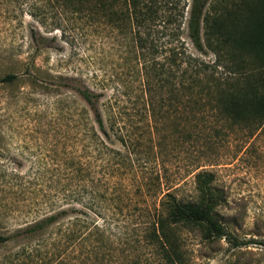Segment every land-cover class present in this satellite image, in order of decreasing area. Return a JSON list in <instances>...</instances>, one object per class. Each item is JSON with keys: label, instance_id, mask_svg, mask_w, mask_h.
I'll return each instance as SVG.
<instances>
[{"label": "trees", "instance_id": "trees-1", "mask_svg": "<svg viewBox=\"0 0 264 264\" xmlns=\"http://www.w3.org/2000/svg\"><path fill=\"white\" fill-rule=\"evenodd\" d=\"M19 1L47 31L61 27L60 20L47 22L55 11L100 22L124 38L133 33L143 87L160 95V110L173 112L177 138L264 129V0H193L188 17L186 0ZM185 20L199 54L183 37ZM208 52L212 59L204 57ZM154 54L162 57L156 61ZM31 70L39 76L41 68ZM16 78L10 73L2 80ZM68 80L57 84L87 106L71 137L77 145L57 174L14 175L18 223L0 232V244L37 237L62 264H193L181 230L197 228L204 240L227 234L218 212L225 194L213 173L199 170L196 196L178 197L179 175L160 159L159 129L126 122L123 107L109 104L104 111L102 93L80 78Z\"/></svg>", "mask_w": 264, "mask_h": 264}, {"label": "rangeland", "instance_id": "rangeland-1", "mask_svg": "<svg viewBox=\"0 0 264 264\" xmlns=\"http://www.w3.org/2000/svg\"><path fill=\"white\" fill-rule=\"evenodd\" d=\"M186 1L187 16L193 0ZM19 3L0 0V232L8 233L18 223L14 175L57 174L77 145L71 137L87 106L77 92L57 84L77 77L103 94L99 105L104 111L109 104L123 107L126 122L159 129L160 159L170 166V174L179 175L178 197L196 196L199 170L212 172L213 184L223 189L225 201L218 212L227 234L204 240L197 228L180 231L193 264H264V129L252 136L239 129L231 137L177 138L173 112H165L166 106L160 110V95L143 87L133 33L124 38L100 22L55 11L47 22L60 20L61 27L47 31ZM183 28L189 49L199 54L187 36L186 20ZM153 57L157 61L162 55ZM204 57L212 59L213 54ZM33 65L41 68L39 76L31 74ZM10 73L18 78L3 81ZM207 127L210 132L211 125ZM229 234L241 246L233 247ZM42 259L62 264L37 237L0 244V264H38Z\"/></svg>", "mask_w": 264, "mask_h": 264}]
</instances>
